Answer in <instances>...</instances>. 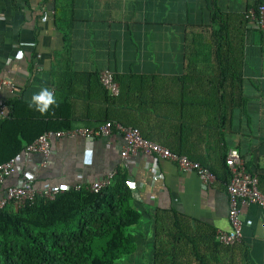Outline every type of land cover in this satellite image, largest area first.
<instances>
[{
    "label": "crops",
    "instance_id": "1",
    "mask_svg": "<svg viewBox=\"0 0 264 264\" xmlns=\"http://www.w3.org/2000/svg\"><path fill=\"white\" fill-rule=\"evenodd\" d=\"M255 3L256 0H0V78L10 79L16 86L13 93L5 88L0 91V99L8 106L14 98L30 102L34 93L48 88L56 103L73 105L70 129L96 127L115 107L104 99L92 79L96 73L109 69L113 73L155 76L148 84L156 85L154 93H159L153 95L149 88L144 96L148 106L130 109L147 119L144 128L155 127L154 134H148L159 143L165 141L162 131V136L155 133L158 127L163 128L159 120L172 119L173 127H166L168 139L162 145L194 150L216 170L213 183L203 188L194 173H182L173 161L160 159L163 178L153 182L146 169L152 157L139 153L123 161V139L113 130L107 136L94 138H53L44 166L40 165V154L22 155L20 172L4 179L0 194L27 172L33 173L34 186L41 188L46 184L85 185L115 170V177L123 173L125 180L141 184L138 198L131 197V205L143 214L132 229L143 233L145 239L135 255L151 258L156 211L173 210L214 230L229 231L228 182L221 177L223 148H236L250 167L258 169V187L264 194V32L249 26L244 16ZM215 10L225 14L227 32L242 44L244 100L231 109L226 120H211L212 135L207 140L206 100L199 88L205 81L198 77L219 76L217 41L210 24ZM236 49L240 51L238 43ZM184 76L197 79L177 78ZM157 98L163 103L154 104ZM181 98L186 103L172 104ZM194 101L197 110L188 105ZM186 124L196 129L179 137L174 130ZM260 216L255 204L240 207L242 236L230 252L219 255L226 264H264V220Z\"/></svg>",
    "mask_w": 264,
    "mask_h": 264
},
{
    "label": "trees",
    "instance_id": "2",
    "mask_svg": "<svg viewBox=\"0 0 264 264\" xmlns=\"http://www.w3.org/2000/svg\"><path fill=\"white\" fill-rule=\"evenodd\" d=\"M224 19L225 14L218 10L210 17L217 41L219 76L198 77L199 81H205L203 88H199L206 100L203 105L208 116L204 128L207 140L212 135L211 120H226L231 109L240 106L244 100L240 65L242 44L237 40L238 51L236 41L227 32L229 28ZM98 75L99 72L92 79L96 81L98 89L102 90L104 99L115 106L110 109V114L105 116L104 121L114 120L137 127L144 138L152 140L153 135L148 133L154 134L155 127L148 128L147 125L144 128L142 125L147 119L130 108L135 105L148 106L144 96L148 94L149 88L153 95L159 93L158 90L154 93L156 85L148 84L156 77L115 72L114 79L119 84V93L117 96H110L101 86ZM177 78L197 79L192 76ZM136 99L139 100L137 103ZM179 101L172 104L186 103L182 98ZM160 102L163 103V100L157 98L154 104ZM8 104L10 114L0 120V163L14 157L45 131L71 128L73 105L70 103H56L43 115L36 102L32 103L31 108L29 102L21 98L11 99ZM188 105L192 109H198L196 101L189 102ZM159 125L163 128H156L155 133L162 136L159 134L162 131L165 141H160L166 143L168 136L165 129L173 127L172 119H160ZM195 129L193 125L186 124L174 131L182 137L192 134ZM170 150L187 155L216 174L214 167L205 162L196 151L182 147ZM227 150L223 148L221 153V177L226 182L229 178L224 161ZM244 167L247 172L260 176L258 169L250 167L246 161ZM125 181V175L119 173L111 185L98 192L84 188L68 189L52 200L37 197L34 202L16 210H11L7 205L0 210V264H117L122 256L137 254L139 244L145 241L144 234L131 230V227L140 222L143 214L131 205L132 196ZM153 217L155 233L151 258L145 259V262L140 259L135 264H226L219 255L230 252L235 246L221 244L216 240L212 227L202 222L199 224V221L190 220L173 210L156 211Z\"/></svg>",
    "mask_w": 264,
    "mask_h": 264
},
{
    "label": "built area",
    "instance_id": "3",
    "mask_svg": "<svg viewBox=\"0 0 264 264\" xmlns=\"http://www.w3.org/2000/svg\"><path fill=\"white\" fill-rule=\"evenodd\" d=\"M245 17L249 20L248 25L259 31L264 32V0H256L254 6L249 7L245 11ZM99 82L103 89L110 96H117L119 93V84L114 79L113 71L103 69L98 75ZM16 86L13 81L7 78H0V91L6 89L13 93ZM10 106L0 99V120L6 118L10 114ZM113 130L118 131L123 139V146L120 150V157L123 161L142 153L145 156H151L152 160L146 164V169L150 174L152 181L162 179L163 174L159 167L160 159H168L173 161L179 171L182 173H194L201 187L207 188L213 183L215 176L205 166L198 161L190 159L185 154H178L171 151L164 145L144 138L137 127L123 125L117 121H104L96 127H83L79 129L67 130H48L37 136L32 142L25 145L23 150L9 160L0 163V186L7 177L14 173L20 172V157L28 156L31 153H38L42 156L40 165H45L51 152V140L53 138H61L63 136H82L84 138H94L97 136H107ZM225 164L229 172L228 183H226V192L228 200V221L230 230H215V238L218 242L225 246L235 245L242 236V220L240 218V207L247 204H255L260 209V217L264 220V194L259 190L258 177L246 171L244 161L235 148H229L224 158ZM116 175L115 170L108 171L103 177L94 180L88 184H75L71 186L61 185H44L37 188L33 184V173L27 172L23 177H19L17 181L5 187L0 194V210L7 205L12 210H16L27 203H32L37 197L52 200L57 194L68 190H79L81 188L88 191L98 192L109 186ZM126 184L133 198H138V191L141 184L134 179L127 178ZM84 186V187H83Z\"/></svg>",
    "mask_w": 264,
    "mask_h": 264
},
{
    "label": "clouds",
    "instance_id": "4",
    "mask_svg": "<svg viewBox=\"0 0 264 264\" xmlns=\"http://www.w3.org/2000/svg\"><path fill=\"white\" fill-rule=\"evenodd\" d=\"M32 102H36L39 105V111L43 115L45 114L50 106H55L56 97L48 88H41L39 94H33L31 101L29 102V107L31 108Z\"/></svg>",
    "mask_w": 264,
    "mask_h": 264
},
{
    "label": "rangeland",
    "instance_id": "5",
    "mask_svg": "<svg viewBox=\"0 0 264 264\" xmlns=\"http://www.w3.org/2000/svg\"><path fill=\"white\" fill-rule=\"evenodd\" d=\"M133 226L131 227V230H132ZM140 259H143V262H145V259H147V256L144 255V256H138V255H135V254H131V255H125V256H122L117 264H135V262H139Z\"/></svg>",
    "mask_w": 264,
    "mask_h": 264
}]
</instances>
